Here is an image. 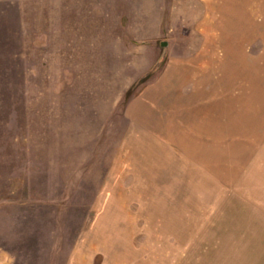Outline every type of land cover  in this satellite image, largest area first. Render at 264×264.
Wrapping results in <instances>:
<instances>
[{
	"label": "rangeland",
	"instance_id": "1",
	"mask_svg": "<svg viewBox=\"0 0 264 264\" xmlns=\"http://www.w3.org/2000/svg\"><path fill=\"white\" fill-rule=\"evenodd\" d=\"M0 264H264V0H0Z\"/></svg>",
	"mask_w": 264,
	"mask_h": 264
},
{
	"label": "water",
	"instance_id": "2",
	"mask_svg": "<svg viewBox=\"0 0 264 264\" xmlns=\"http://www.w3.org/2000/svg\"><path fill=\"white\" fill-rule=\"evenodd\" d=\"M162 45H163V47H165V46H167V43L165 42V43H163Z\"/></svg>",
	"mask_w": 264,
	"mask_h": 264
}]
</instances>
